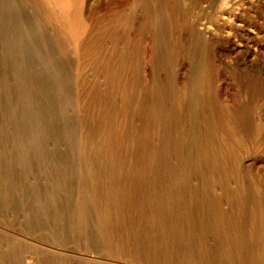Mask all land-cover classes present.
<instances>
[{"label": "rangeland", "instance_id": "374dc122", "mask_svg": "<svg viewBox=\"0 0 264 264\" xmlns=\"http://www.w3.org/2000/svg\"><path fill=\"white\" fill-rule=\"evenodd\" d=\"M0 264H264V0H0Z\"/></svg>", "mask_w": 264, "mask_h": 264}]
</instances>
